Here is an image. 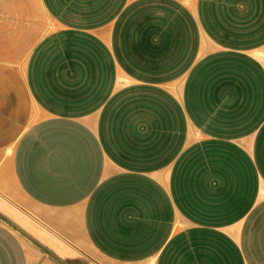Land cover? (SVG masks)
<instances>
[{"label":"crops","instance_id":"obj_1","mask_svg":"<svg viewBox=\"0 0 264 264\" xmlns=\"http://www.w3.org/2000/svg\"><path fill=\"white\" fill-rule=\"evenodd\" d=\"M0 264H264V0H0Z\"/></svg>","mask_w":264,"mask_h":264}]
</instances>
